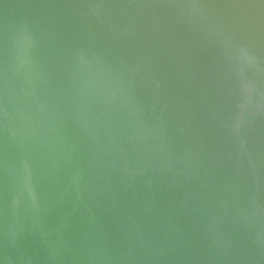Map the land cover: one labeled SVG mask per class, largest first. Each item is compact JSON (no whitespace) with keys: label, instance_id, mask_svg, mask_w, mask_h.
<instances>
[{"label":"bare ground","instance_id":"bare-ground-1","mask_svg":"<svg viewBox=\"0 0 264 264\" xmlns=\"http://www.w3.org/2000/svg\"><path fill=\"white\" fill-rule=\"evenodd\" d=\"M146 2L161 21H170L175 46L148 29L140 37L159 40L162 60L181 75L164 92L171 98L170 105L163 102L167 108L129 71L136 102L161 128L195 148L235 202L264 209V18L247 5L240 10L242 23H236L204 0ZM46 4L0 0V232L7 249L0 264H59L71 256L57 230L61 205L72 196L66 189L84 188L82 168L92 152L108 154L114 147L107 116L78 101V79L56 53L57 28ZM190 24L198 26L192 31ZM51 111L54 116L42 119L41 113ZM238 117L249 127L250 140L241 135ZM192 119L206 133L204 144ZM227 153L236 165L229 166ZM155 157L160 158L157 149Z\"/></svg>","mask_w":264,"mask_h":264},{"label":"water","instance_id":"water-1","mask_svg":"<svg viewBox=\"0 0 264 264\" xmlns=\"http://www.w3.org/2000/svg\"><path fill=\"white\" fill-rule=\"evenodd\" d=\"M46 1L56 53L78 79V101L107 116L114 141L110 153L92 152L82 168L85 187L66 189L72 196L61 205L57 230L73 253L59 264H264V209L235 202L195 148L135 100L126 20L175 46L146 0ZM204 1L236 23L246 5L264 18V0ZM4 238L0 232V258Z\"/></svg>","mask_w":264,"mask_h":264},{"label":"rangeland","instance_id":"rangeland-1","mask_svg":"<svg viewBox=\"0 0 264 264\" xmlns=\"http://www.w3.org/2000/svg\"><path fill=\"white\" fill-rule=\"evenodd\" d=\"M124 24V34H125V41H126V53L128 56V63H129V71H135L136 72V78L138 80V75L140 76L142 81H140L141 87L146 90L147 88H150V93L152 94L151 90L155 92L156 96L161 98L162 100V105L164 107H169L167 104L163 103L166 102L170 105L169 99H171L168 96H165L164 92L169 91V86L172 82L175 81V79L180 77V73L178 72V68L176 67L175 64L173 63H166L162 58L164 57V51L162 50V46L159 45V40H147V38H142L140 37V32H144L145 29L142 28L140 25L128 21ZM163 24L166 26V28L169 30L170 29V21L165 19L162 21ZM195 25L196 27L198 25L196 24H190L189 27L194 30L192 27ZM247 29H252V27H245ZM129 58H134V62H130ZM140 66V67H139ZM139 67V68H138ZM184 77V75L182 76ZM146 83V85H143V83ZM147 95L149 94V91L146 92ZM169 94V93H167ZM153 95V94H152ZM173 102V101H172ZM193 105H196V108L199 109L201 108L200 104H196L195 102L192 103ZM40 109L43 107V110H47L50 106L48 105H39ZM175 105H173L174 107ZM172 107V103H171ZM176 110L178 109V105L175 106ZM40 110V111H41ZM38 113L40 114V111L37 109ZM55 112V113H54ZM154 112V111H153ZM48 113L47 115H43L41 113L42 119H46L48 116H54L56 115V110L53 109V114ZM153 117L158 118L157 114H153ZM161 118V117H160ZM189 121V120H188ZM189 121L190 124L194 127V133L196 136H199L203 142L206 141L203 136H205L204 132H201L198 129V120L197 119H192ZM161 124V123H158ZM163 124V123H162ZM231 156V157H230ZM226 161H230L229 166L236 165L238 163L237 159H235L231 153H227L226 156ZM237 162V163H236ZM231 191L235 193L234 188L231 186ZM236 194V196H238ZM252 195V194H251ZM245 200V199H244Z\"/></svg>","mask_w":264,"mask_h":264}]
</instances>
